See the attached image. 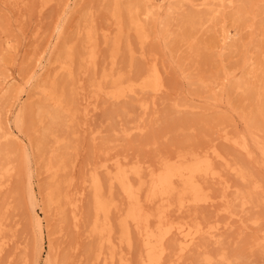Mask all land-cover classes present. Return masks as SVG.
Segmentation results:
<instances>
[{
  "label": "rangeland",
  "instance_id": "374dc122",
  "mask_svg": "<svg viewBox=\"0 0 264 264\" xmlns=\"http://www.w3.org/2000/svg\"><path fill=\"white\" fill-rule=\"evenodd\" d=\"M116 4L117 0H0V165L12 168L4 176L0 172V264H34V210L52 233L54 264H111L112 251L116 263L123 257L137 264L142 253L137 235L133 233L136 241L129 247L120 243L117 230L128 201L102 165L107 163L111 172L117 160L141 166V179L134 177V182L144 181L146 200L150 174L165 160L213 150L224 160H215L222 177L201 181L211 202L178 211L176 195L169 203L146 206L153 213L163 211L170 221L201 224L205 230L217 227L220 242L205 237L200 248L178 261L171 238L166 261L264 264V247L258 246L264 243V158L254 148L257 143L250 142L253 154L248 156L233 142L252 129L253 137L264 144V0H235L232 7L217 3L213 21L195 28L188 20L210 11L193 7L191 0H120L125 28L118 52ZM135 5L148 6L153 13L149 19L142 17L149 35L143 45L127 21L126 8ZM88 29L95 31L91 45ZM188 36L196 50H190ZM92 50L97 52L95 65L89 63ZM68 63L72 76L63 70ZM154 65L165 83L157 97L138 92L120 101L109 98L112 79L104 82V73L137 82ZM200 78L206 79L205 87L197 83ZM231 79H241L249 91L237 90ZM43 90L64 97L60 114L55 115ZM95 174L103 182V197L113 202L115 245L104 241L101 249V239L91 232ZM31 184L37 188L35 200ZM255 184L260 188L252 193ZM249 192L255 202L243 206ZM50 193L56 202L48 206ZM48 244L47 240L42 264ZM99 249L102 255L96 260Z\"/></svg>",
  "mask_w": 264,
  "mask_h": 264
},
{
  "label": "bare ground",
  "instance_id": "6f19581e",
  "mask_svg": "<svg viewBox=\"0 0 264 264\" xmlns=\"http://www.w3.org/2000/svg\"><path fill=\"white\" fill-rule=\"evenodd\" d=\"M14 1L16 2L18 0H14ZM119 1L120 0H117V4L115 6V10L113 13V17L116 19V24L118 26V35L115 40V45H116L115 48L117 52L119 50L120 42L123 37L124 28H125V22H123V9L121 8L122 6L120 7V5H118ZM140 1L144 3L150 2V0H140ZM196 1L197 0H191L193 7H197V8L203 7V8L208 9V12L210 11L211 13L209 12V14H207L205 17L204 16L203 17L193 16L192 18H190V20H188V24L189 26H192L194 28L198 25L203 24L204 22L208 20H212L211 14L212 13L215 14L216 12H219V10L214 9L217 3H219L218 7H221L224 5L227 6V4H225L226 2H228L231 5V7L234 6L235 4V0H198L199 3H195ZM45 2L47 3L48 1H45ZM126 13L128 15L127 21L129 23L128 24L129 27L136 31V34H137V37L140 43L142 45L145 44L147 40L149 39V35L147 33L148 28L143 23L142 17L149 19L153 15L152 11L150 10L148 6H145L143 8L141 7V5H135V6L127 7ZM63 32H64V28H61V34ZM95 41L96 39H95L94 29H88L87 44L91 45ZM185 41L190 43L191 51L196 50L197 48L195 46L196 43L193 41L189 42L190 41L189 36L185 38ZM71 56H72V52H68V58L70 60L72 59ZM89 59H90L89 63L93 65L96 64V60H97L96 50H92L90 52ZM247 63H248V58L245 59V64ZM68 64H65L63 66V70L66 71V73H68L69 76H72L73 74L72 64H69V65ZM250 74L251 73H248V75ZM109 79H112V87H111V90L107 93V95L109 96V98L113 99L114 101L123 100L125 98H128L129 96L137 94L138 92H151L154 94L155 97H157L159 93L163 92L165 88L164 77L160 69L157 67V65H154L150 70H148L144 75H142L139 81L137 82L136 81H129V82L126 81L125 82V79L122 75L114 77L112 74L104 73L102 80L104 82H107ZM232 81L235 82L237 90L249 89L248 88L249 86H245V83H243L241 79L240 80L231 79V82ZM206 82H207L206 79L204 80L203 78H200L197 80V83L200 84V86H204V87L207 85ZM98 91L100 92L103 91L102 85L98 87ZM42 94H44L46 101L49 102L52 105V107L55 109V115L60 114V111L63 109L64 103H65L64 97L58 94L55 90H51V91L43 90ZM89 106H90L89 104L86 105L85 110L87 111V113L91 112V110L89 109ZM142 108L147 110L149 106L147 103H144L142 104ZM46 112L50 113V111H46ZM51 115L54 116V113L53 114L51 113ZM21 117L19 116L17 124L22 123ZM250 128H251V125H250ZM253 135H254V132L251 129V132H248L242 135V137H239L233 140V142L236 146L240 147L242 151L248 154V156L253 154L252 153L253 149H252L250 142L257 143V146H254V148L257 147L261 151L262 156L264 158V144L258 143V141L255 139V137H253ZM226 139L229 140L228 137ZM118 152L119 151H117V153ZM217 159L224 160L222 156L220 155V153L217 152V150H213L212 152L207 151L204 153L195 152L191 154H181V155H178L176 158L165 160L162 163L159 170L157 171L152 170L150 174V182L147 186L146 200H143V192L145 191L144 187L146 186L144 181L140 180L137 184L134 182V177L141 179V174H142L141 166L140 167L137 165L129 166L127 163H122L121 161L117 160L115 162V168H116L115 172H111L112 171L111 169L113 168H110V166L107 163H104L102 165V167L110 175L111 184L113 185L116 184L121 190L124 197L128 201L127 209L125 213L123 214V216L118 221V226H117L118 229L117 228L116 229L119 232V235H120L119 241L121 244H126L129 247H132L133 242L136 241V238H138V241H140L139 243H141L142 245V253H141L140 259L137 264H179V262L175 263V262L166 261L167 254H169L168 253L169 248L167 246V242L171 238H175V241H176L175 247H177V250L173 249L170 246L169 247L170 249H173L178 252L176 256L178 258V261H180L183 257H185V254L187 255L190 252L192 253V251H194L195 249L200 248V245H199L200 241L201 239L205 237L207 238L209 237L208 239L215 240L216 243L220 242L219 235L217 232L218 230L217 227H210L209 229L205 230V228L201 224H191L188 221H178V222L170 221L168 219L169 217H167V215L163 211L153 213L149 211L146 206V203H155L156 201H160L162 203H169L172 197L174 198V196L176 195L179 197L178 207L179 209H181L178 211H182L187 206L188 207L198 206L202 203L211 202V198L204 194V189H203V185L201 181L205 178L216 179V178L222 177L219 174V171L216 169L215 160ZM11 170L12 168L10 164L0 165V172L2 176L11 172ZM50 170H52L51 167H49V171ZM236 172L239 178L245 179V174L243 171L237 170ZM1 188L2 186L0 184V190ZM91 188L93 191V205H94V211H95V218L92 223L91 232L95 236L99 237V239H101L100 240L101 245L99 244L100 245L99 248L101 249L104 241L112 245L114 244L113 242L114 226H113L112 221L110 220V214H111L113 202L106 201L105 198L103 197V192H104L103 182L101 178L99 177V175L95 174L92 177ZM259 188L260 186L258 184L253 185V189L251 188L252 193L259 190ZM36 189L37 188L33 187L32 184L30 185V194L33 200H35L37 197ZM252 193L249 192L248 196L243 198L245 200L243 203V206H246L249 203L251 204V201L254 195ZM55 202L56 201H55L54 194L50 193L48 196V200H47L48 206H51ZM253 202H255L254 199H253ZM168 207H171V204H169ZM33 214H34V218L37 223V226H38V235L36 237V243H35V247H34V251L32 255L33 257L32 260L34 264H42V256H43V253L45 252L46 243L48 240L49 250H48L47 258L44 264H54L55 263L54 262L55 252H54V248L52 247V243H51L52 233L50 235V232L46 229L44 225L43 217H41V213H39L37 210H34ZM102 216L105 217V221H101ZM256 222L257 221H254V223ZM133 233L137 235V237L135 235L136 238H133L134 237ZM262 240L264 241V238H262ZM259 245L264 247V243H258V246ZM100 249L97 254L96 260H99L102 255V252L100 251ZM0 253H1V250H0ZM115 257H116V252L112 251L111 256H110L111 264H131L129 261H127L123 257H120L119 262L116 263ZM207 261L208 260H206V262Z\"/></svg>",
  "mask_w": 264,
  "mask_h": 264
}]
</instances>
